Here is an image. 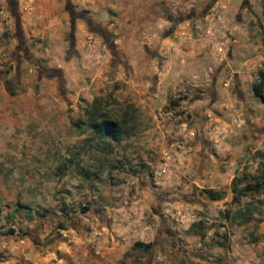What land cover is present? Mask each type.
<instances>
[{
    "label": "rangeland",
    "instance_id": "obj_1",
    "mask_svg": "<svg viewBox=\"0 0 264 264\" xmlns=\"http://www.w3.org/2000/svg\"><path fill=\"white\" fill-rule=\"evenodd\" d=\"M22 4L18 0L17 8ZM196 4L199 16L197 8L206 5ZM208 4L215 35L207 33V46L218 60L203 55L193 66L190 59L173 58L171 40L160 45L159 38H142L136 46L149 59L138 56L131 67L116 53L111 61L107 45L95 37L96 66L84 67L81 89L51 88L50 98H75L76 108L55 106L39 128L56 133L49 140L55 153L44 158L57 163L40 162L47 169L33 171L37 200L17 206L37 217L0 216V264H46L37 256L52 243L46 239L81 227L83 219L95 242L108 245L106 251L94 243L92 255L111 264H264V190L239 198L231 191L234 178L244 184L263 171L264 104L251 91L264 71L262 0ZM16 20L13 7L0 0V39L15 43L13 37L25 33ZM195 22L188 28L199 31ZM175 28L166 27L163 36ZM140 61L149 75L137 79L133 69L139 71ZM94 108L120 123L122 140L99 139L89 129ZM64 144L65 154L58 149ZM208 190L223 196L211 201ZM138 240L151 247L133 249Z\"/></svg>",
    "mask_w": 264,
    "mask_h": 264
},
{
    "label": "crops",
    "instance_id": "obj_2",
    "mask_svg": "<svg viewBox=\"0 0 264 264\" xmlns=\"http://www.w3.org/2000/svg\"><path fill=\"white\" fill-rule=\"evenodd\" d=\"M6 1L15 10L16 19L25 33L15 35V43L8 38L0 39L2 219L8 216L15 219L37 217L35 211L28 208L18 212L17 206L20 203L30 205L38 198L33 191V171L47 169L48 165L57 163L56 159L49 162L44 158L48 152L49 155L55 153V149L50 152L49 140L56 137V133L39 128L46 125V119L53 113L50 111H55V106L65 110L68 107L75 109L77 104L75 98L67 96L64 99L50 98L49 92L51 88L55 91L57 88L63 91L81 89L80 77L85 74L84 67L96 66V56L91 51L95 37L105 42L108 47L106 56L109 55L111 61L116 53L122 59L130 60L131 67L138 56L149 59L136 46L142 38H150L152 42L159 38L160 45L171 40L176 52L173 58L190 59L193 66L200 64L203 55L210 57V61L218 60L215 50L210 51L207 46V33L215 35L207 23L211 10L208 0H21V9L17 8L18 0ZM194 2L206 5L205 8H197L202 11L199 16L196 14L198 10L192 8ZM185 15L187 19L183 18ZM190 20L196 21L195 27L199 31L188 28ZM166 27H176L168 37L162 34ZM113 42L121 44L123 50H114ZM141 62L136 67L139 68ZM144 66L138 72L133 69V76L139 79L142 75H149L147 64L144 63ZM211 68L212 65L207 68L206 75ZM127 73H131L130 68ZM193 78L198 79L197 76ZM157 79L159 92L162 78ZM36 139L40 141L36 143ZM22 143L24 148H21ZM58 149H64L66 153L65 144ZM41 161L48 162L47 166ZM20 167L24 168L25 176L17 173L22 171ZM7 171L13 173L7 175ZM7 203L11 204L10 207H6ZM80 223L88 225L84 219ZM82 226L59 231L65 238L49 236L46 240L51 239L52 243L40 247L37 256H42L41 261L47 260L46 264H111L109 259L99 260L92 255V245L98 243L95 242L96 236ZM99 243L108 250L105 239L99 240Z\"/></svg>",
    "mask_w": 264,
    "mask_h": 264
},
{
    "label": "trees",
    "instance_id": "obj_3",
    "mask_svg": "<svg viewBox=\"0 0 264 264\" xmlns=\"http://www.w3.org/2000/svg\"><path fill=\"white\" fill-rule=\"evenodd\" d=\"M262 29L264 35V0H262ZM251 91L253 96L261 103L264 104V71L258 72L257 80L251 85ZM88 127L99 139H110L114 142L122 140L124 133L122 126L116 120L110 119L108 114L99 112L94 108L88 117ZM262 159L264 160V153H262ZM264 190V162L263 171L261 177L256 181L245 180L244 184H241L239 178H234L231 186L233 197H245L250 193H261ZM211 201L220 200L223 196L222 193L213 190L205 192ZM151 244H145L142 242H135L132 246L133 249L139 248L142 250H148Z\"/></svg>",
    "mask_w": 264,
    "mask_h": 264
}]
</instances>
